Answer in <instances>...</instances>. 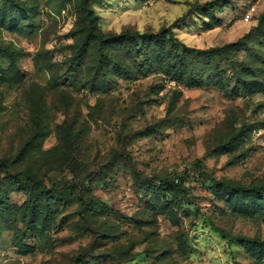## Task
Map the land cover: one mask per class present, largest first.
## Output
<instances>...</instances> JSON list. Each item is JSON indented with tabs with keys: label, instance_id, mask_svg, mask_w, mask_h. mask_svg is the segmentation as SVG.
Listing matches in <instances>:
<instances>
[{
	"label": "rangeland",
	"instance_id": "374dc122",
	"mask_svg": "<svg viewBox=\"0 0 264 264\" xmlns=\"http://www.w3.org/2000/svg\"><path fill=\"white\" fill-rule=\"evenodd\" d=\"M87 8L0 0V264H264V0Z\"/></svg>",
	"mask_w": 264,
	"mask_h": 264
},
{
	"label": "trees",
	"instance_id": "16d2710c",
	"mask_svg": "<svg viewBox=\"0 0 264 264\" xmlns=\"http://www.w3.org/2000/svg\"><path fill=\"white\" fill-rule=\"evenodd\" d=\"M78 1L80 3L81 8L86 13V18H87L89 24L92 25L93 19H91V17H90L91 11L88 10V8H87V5H88V3L91 0H78ZM205 7L208 8V5L206 4ZM17 8H19V7H17ZM245 38L246 37L244 36L242 38V40H244ZM0 52H2L4 55H6L10 59L13 58V52H9L7 50H3V51H0ZM197 52H199V51H197ZM102 55L103 54L101 53L100 56H102ZM251 84L252 83H248L245 80H242L241 83L239 82V89L243 90L244 92H247V91L250 90V88H251L250 85ZM233 91H235L234 88L232 89V92ZM221 185H222L221 188L224 189V192H225L226 195L229 194V195L234 196V197L243 196L244 198H247L249 202L252 201V199H250L251 197L257 195L259 197H262L263 201H264V187L251 186V187H247L246 188V187L237 186V185H231V184H221ZM213 189H214L215 194H217V195L220 194L219 191H218V186H217L216 183H214ZM249 206H251V204ZM4 207H5V204L3 203L2 198H1V194H0V209H3ZM246 207H248V206H246Z\"/></svg>",
	"mask_w": 264,
	"mask_h": 264
},
{
	"label": "built area",
	"instance_id": "2783aa9c",
	"mask_svg": "<svg viewBox=\"0 0 264 264\" xmlns=\"http://www.w3.org/2000/svg\"><path fill=\"white\" fill-rule=\"evenodd\" d=\"M253 10H251L250 13H247L245 16V21L248 22L251 19V15H252Z\"/></svg>",
	"mask_w": 264,
	"mask_h": 264
}]
</instances>
